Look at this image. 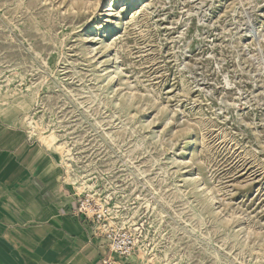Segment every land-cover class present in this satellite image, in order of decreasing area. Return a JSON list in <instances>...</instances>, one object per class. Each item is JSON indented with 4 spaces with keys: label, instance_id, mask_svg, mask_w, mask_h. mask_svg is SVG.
I'll list each match as a JSON object with an SVG mask.
<instances>
[{
    "label": "rangeland",
    "instance_id": "374dc122",
    "mask_svg": "<svg viewBox=\"0 0 264 264\" xmlns=\"http://www.w3.org/2000/svg\"><path fill=\"white\" fill-rule=\"evenodd\" d=\"M0 109L140 264H264V0H0Z\"/></svg>",
    "mask_w": 264,
    "mask_h": 264
},
{
    "label": "crops",
    "instance_id": "0c3cea01",
    "mask_svg": "<svg viewBox=\"0 0 264 264\" xmlns=\"http://www.w3.org/2000/svg\"><path fill=\"white\" fill-rule=\"evenodd\" d=\"M25 123L0 109V264H102L106 241L77 215L65 168Z\"/></svg>",
    "mask_w": 264,
    "mask_h": 264
},
{
    "label": "built area",
    "instance_id": "2783aa9c",
    "mask_svg": "<svg viewBox=\"0 0 264 264\" xmlns=\"http://www.w3.org/2000/svg\"><path fill=\"white\" fill-rule=\"evenodd\" d=\"M76 213L92 226L95 236L106 241L108 253L102 264H118L119 259L129 260L136 257L134 232L118 220L111 205L97 193L80 197Z\"/></svg>",
    "mask_w": 264,
    "mask_h": 264
}]
</instances>
